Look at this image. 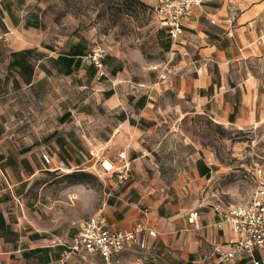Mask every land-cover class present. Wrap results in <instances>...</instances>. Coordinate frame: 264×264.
Wrapping results in <instances>:
<instances>
[{
	"label": "crops",
	"instance_id": "crops-1",
	"mask_svg": "<svg viewBox=\"0 0 264 264\" xmlns=\"http://www.w3.org/2000/svg\"><path fill=\"white\" fill-rule=\"evenodd\" d=\"M237 8L203 0L175 44L166 33L156 62H182L169 86L153 62L115 51L103 55L97 78L81 59L85 42L56 47L37 21L26 26L0 0V264H103L67 245L105 195L109 226L155 231L115 253L114 264L123 252L149 248L170 250L183 264H250L218 262L212 250L236 238L216 206L243 202L251 188L236 203L207 198L232 196L234 186L214 184L222 169L182 127L195 117L236 127L264 120V85L250 70L264 56V0ZM124 161L128 175L118 182ZM254 257L264 259V248Z\"/></svg>",
	"mask_w": 264,
	"mask_h": 264
},
{
	"label": "rangeland",
	"instance_id": "rangeland-1",
	"mask_svg": "<svg viewBox=\"0 0 264 264\" xmlns=\"http://www.w3.org/2000/svg\"><path fill=\"white\" fill-rule=\"evenodd\" d=\"M18 18L25 25L37 21L41 36L56 47L80 39L89 48L100 45L106 52L115 51L128 59H159L160 43L166 35L157 18V8L164 0H10ZM257 0H228L237 5ZM251 72L264 85V56L250 61ZM187 140L207 150L221 168L214 184L234 186V194H213L220 204L242 201L253 180L252 169H264V120L236 127L195 117L182 125ZM170 250L131 249L118 255L115 264H183Z\"/></svg>",
	"mask_w": 264,
	"mask_h": 264
},
{
	"label": "built area",
	"instance_id": "built-area-1",
	"mask_svg": "<svg viewBox=\"0 0 264 264\" xmlns=\"http://www.w3.org/2000/svg\"><path fill=\"white\" fill-rule=\"evenodd\" d=\"M203 0H164L157 8L159 24L165 28L172 43L177 42L183 31L185 21L191 15L194 7L201 5ZM235 13V10H233ZM213 20H211L212 22ZM106 51L100 45H93L81 56L84 63L93 65L97 70V78L104 74L102 57ZM188 55V51L181 53ZM182 62H172L171 59H161L150 66L156 72L157 80L171 86L173 77L181 69ZM90 156L98 158V155L89 150ZM120 157L121 154L119 155ZM45 163L50 162L46 153H41ZM102 166L103 162H101ZM106 170L109 168H106ZM129 162L115 170L118 182L127 178ZM250 178L253 185L247 198L240 203L228 207L216 206L215 210L220 216L221 222H228L236 238L228 245L217 244L213 247L218 262H228L236 258L249 261L250 264H264V259H256L254 250L264 248V169L256 166L252 169ZM105 195L98 208L78 224V230L71 242L67 245L68 253L84 252L97 254L103 264H114L115 253L132 247L137 243H144V234L154 235L155 231L142 223H135L131 228H114L107 224L104 216L106 204ZM196 213H191L188 218L193 221Z\"/></svg>",
	"mask_w": 264,
	"mask_h": 264
},
{
	"label": "trees",
	"instance_id": "trees-1",
	"mask_svg": "<svg viewBox=\"0 0 264 264\" xmlns=\"http://www.w3.org/2000/svg\"><path fill=\"white\" fill-rule=\"evenodd\" d=\"M76 174H80L79 172H74V173H72V174H69V176H75Z\"/></svg>",
	"mask_w": 264,
	"mask_h": 264
},
{
	"label": "bare ground",
	"instance_id": "bare-ground-1",
	"mask_svg": "<svg viewBox=\"0 0 264 264\" xmlns=\"http://www.w3.org/2000/svg\"><path fill=\"white\" fill-rule=\"evenodd\" d=\"M108 165V164H107Z\"/></svg>",
	"mask_w": 264,
	"mask_h": 264
}]
</instances>
